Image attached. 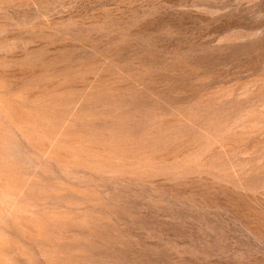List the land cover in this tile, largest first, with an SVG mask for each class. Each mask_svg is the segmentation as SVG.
<instances>
[{
	"label": "rangeland",
	"instance_id": "1",
	"mask_svg": "<svg viewBox=\"0 0 264 264\" xmlns=\"http://www.w3.org/2000/svg\"><path fill=\"white\" fill-rule=\"evenodd\" d=\"M0 264H264V0H0Z\"/></svg>",
	"mask_w": 264,
	"mask_h": 264
}]
</instances>
